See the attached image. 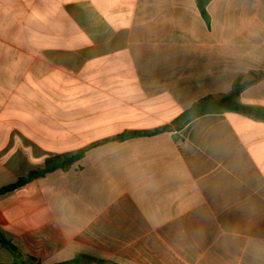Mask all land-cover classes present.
I'll return each mask as SVG.
<instances>
[{
    "label": "crops",
    "instance_id": "obj_1",
    "mask_svg": "<svg viewBox=\"0 0 264 264\" xmlns=\"http://www.w3.org/2000/svg\"><path fill=\"white\" fill-rule=\"evenodd\" d=\"M0 0V264H264V121L171 126L246 83L264 108V0ZM160 130L157 133H151ZM135 135L116 140L129 134Z\"/></svg>",
    "mask_w": 264,
    "mask_h": 264
},
{
    "label": "trees",
    "instance_id": "obj_2",
    "mask_svg": "<svg viewBox=\"0 0 264 264\" xmlns=\"http://www.w3.org/2000/svg\"><path fill=\"white\" fill-rule=\"evenodd\" d=\"M198 8L201 14L209 21V16L207 13V6L211 0H196ZM246 83L236 84L235 89L230 94L222 97V98H214V97H205L192 105L189 109H187L178 119H176L171 126H167L162 128L161 130H170L172 128L176 130L182 129L186 124L190 121L201 117L207 114H215V113H225V112H236L240 114H244L250 116L256 120L264 121V108L256 107V106H247L240 102L239 95L240 92L245 87ZM160 130H156L151 133H157ZM136 133H129L120 137L115 138L116 140H122L123 138L135 135ZM85 154V151H82L73 156H60L54 159L48 160L46 166L42 169H38L35 171H31L27 176L20 178L15 183L4 186L0 188V197L9 194L15 190H18L31 182L32 180L58 169H67L70 165L80 160ZM0 243L3 247L9 249L15 256V259L19 260L21 254L17 250V248L5 238L3 233L0 232ZM76 260L63 263V264H72L75 263ZM16 264V263H15ZM24 264H35V263H24Z\"/></svg>",
    "mask_w": 264,
    "mask_h": 264
}]
</instances>
